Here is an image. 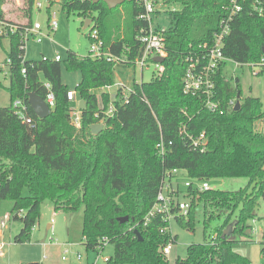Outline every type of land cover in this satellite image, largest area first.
<instances>
[{
    "label": "trees",
    "instance_id": "1",
    "mask_svg": "<svg viewBox=\"0 0 264 264\" xmlns=\"http://www.w3.org/2000/svg\"><path fill=\"white\" fill-rule=\"evenodd\" d=\"M227 1L169 0L181 9L168 12L171 27L164 32V72L154 74L148 83H135L127 104L118 94L115 113L105 120L104 129L97 135L90 130L100 122L97 115L101 113L102 117L97 91L115 83L117 65L68 52L65 65L82 74L78 90L85 107L81 110V128L76 129L69 118L71 95L61 81L62 62L25 60L34 0L26 1L23 24L8 21L1 14L0 23L15 28L14 33L7 30L8 35L0 34V40L9 38L11 45L7 53L11 105L0 108V200L13 202L10 220L22 224L15 243L30 241L41 217V206L49 200L55 211L75 212L83 207V244L93 251L106 239L114 247L108 264H169L162 248L176 243L177 238L163 231L168 224L161 217L151 219L146 226L145 217L157 202L166 172L178 169L192 181L245 178L249 183L238 191L187 189V196H191L189 216L176 215V220L192 231L200 208L204 242L188 246L187 257L174 264H252L237 246L249 243V222L258 216L260 202L264 201V132L254 126L264 119V104L259 98H244L239 80L232 84L221 70L217 93L222 106L227 107L240 95L241 109L212 114L203 109L198 97L183 93L182 83L186 57L211 43ZM60 4L64 14H79L83 24L91 19L110 52L125 58V65H133L141 52L137 36L147 26L138 19L143 10L137 0H126L113 10L103 2L93 4L90 0H61ZM224 53L241 65L261 61L264 18L247 13L237 18ZM45 83L50 84L56 100L51 114L40 119L28 101L30 93L46 99ZM16 100L26 105L31 123L16 115L12 107ZM109 101V95L103 94L105 108ZM182 124L193 136L206 133V151L192 150L180 137ZM161 137L167 145L164 157L156 149ZM220 213H224L223 218ZM124 217L129 220L121 223L119 219ZM216 220L220 223L212 228ZM234 222L233 240L223 238Z\"/></svg>",
    "mask_w": 264,
    "mask_h": 264
},
{
    "label": "rangeland",
    "instance_id": "2",
    "mask_svg": "<svg viewBox=\"0 0 264 264\" xmlns=\"http://www.w3.org/2000/svg\"><path fill=\"white\" fill-rule=\"evenodd\" d=\"M27 0H0V18L4 13V18L14 23H25V11ZM61 0H34L31 21L32 24H39L40 30L35 33H29L25 42V60L38 61L42 58L55 60L56 56L61 57L62 73L61 81L71 95V109L78 110L81 98L78 86L82 80V74L79 70H71L65 65L68 52L74 51L81 57L90 56L91 38L90 28L84 29L83 19L77 13L69 15L64 14ZM37 4L41 8H37ZM181 5H167L160 8L161 16L153 19L154 27L159 26L160 30H167L171 27V20L168 11L180 10ZM56 15L58 27L56 30L51 28V18ZM50 17V21H49ZM9 24L2 22V29L7 31ZM8 28V29H6ZM5 35V34H3ZM10 39L4 38L0 40V67L5 72L0 73V108H6L11 105V94L8 91L10 85L9 70L7 64V53L10 51ZM153 59V58H152ZM147 67L143 73L139 67L122 66L115 70V83L110 89L99 90L97 95L104 93L115 96L118 93V85L123 84L128 89H132L135 83H148L156 73V67L153 60L147 62ZM225 73L227 78L236 84L239 80L242 96H252L259 98L264 104V74L255 76L251 69L247 66H238L234 61L227 62ZM255 129L264 132V119L257 120L254 123ZM185 171H179L177 182L180 189L185 193L181 199L191 201V196H187V189L184 184L191 182ZM194 182V181H192ZM210 189L221 191H238L245 188L249 180L242 179H226L208 181ZM27 194V190L24 192ZM13 202L10 199L0 200V220L5 215H12ZM83 207L78 208L75 212L55 211L51 201L43 202L41 206V217L39 223L31 231L30 241L26 243H15L14 237L22 228L20 221L10 220L6 229L0 228V244H6L3 253H0V264H88L93 263L98 254L87 250L83 244ZM196 220L194 230L188 231L177 220L171 222V234L177 238L176 243H172V250L168 255L169 264H174L177 259H185L187 257V248L193 244H202L204 242L203 214L200 208L196 211ZM222 218L224 213H220ZM257 217L264 216V201L260 202ZM13 216V215H12ZM220 223L212 222V228ZM54 224L52 229L48 230V225ZM249 225L257 230L251 233L249 230V243L239 244L237 250L242 255L248 256L252 264H264L260 250L261 244L260 233L262 224L258 220L255 224L250 221ZM67 251V254H65ZM83 255L80 261L77 259L78 254ZM114 255L113 245L108 244L102 251L103 258L99 264H107L104 258H112ZM66 260H63V257Z\"/></svg>",
    "mask_w": 264,
    "mask_h": 264
},
{
    "label": "built area",
    "instance_id": "3",
    "mask_svg": "<svg viewBox=\"0 0 264 264\" xmlns=\"http://www.w3.org/2000/svg\"><path fill=\"white\" fill-rule=\"evenodd\" d=\"M137 5L142 8L143 12L138 17L139 20H142L146 23V28L139 32L137 36V40L141 45V52L137 59L134 61L133 66L139 67L141 72L143 73L144 69L147 67V62L149 60H153L156 67L157 75H160L164 72V67L162 64L155 62L154 59L157 57L166 58L167 54L165 51V39L164 32L165 29L160 30L159 26L154 27L153 19L161 16L160 8H165L167 5H176L170 4L169 0H137ZM37 8L40 9L41 5L37 4ZM176 11V10H172ZM169 12V11H168ZM244 13L264 18V0H228L227 3L222 6V20L220 21V28L214 34L213 40L210 44H206L196 51L195 53H190L186 57V71L183 76V93L189 96L198 97L201 101L203 109L212 113V114H220L223 115L226 112H231L235 109L237 99H231L227 107H223L220 101V97L217 93V78L219 72L222 70L223 74L225 73L227 62H233L229 58L226 57L224 53L225 41L230 35L231 25L232 23L242 16ZM2 26V23H0ZM58 27L56 15L51 18V28L52 30H56ZM40 25L35 24L30 30H27V35L29 33H35L40 30ZM90 38H91V46L90 53L93 59H105L107 62L115 63L116 65H125L127 62L125 58L113 55L109 48H107L102 40L98 29L94 28L93 21L92 25H90ZM0 27V34H7L8 31L11 33L15 32L14 27H10L8 31H4ZM153 58V59H152ZM55 61L61 62V57L56 56ZM236 63V62H235ZM7 64H10V61H7ZM238 66H247L251 69L252 73L258 76L261 72L264 71V57L261 61L257 63H248V64H238ZM126 66V65H125ZM4 68L0 67V73H3ZM23 75H26V70H22ZM7 74V72H5ZM225 75V74H224ZM44 87L48 90V94L46 96V103L52 109L55 105V95L51 90V86L49 83H45ZM111 86H106L102 90L110 89ZM133 91L132 89H128L125 85H118V93L115 96H110L109 94V104L107 108L103 106L102 95L99 98V103L101 105L102 117H100L101 113L97 115L100 122L98 124L104 125V122L107 118L113 116L116 111V99L118 94L121 95V99L123 104H127L129 102V96ZM106 94V93H104ZM12 107L16 113V115L24 122L31 123V120L28 119L27 116V107L22 100H16ZM69 118L71 124L76 128H81L82 115L81 109L79 106L78 110H70ZM187 125L182 124L179 128V135L187 143L190 145L191 149L194 151H206L208 148V139L206 133H202L199 136H193L189 134L186 129ZM172 144V143H169ZM166 143L161 137L159 143L156 146V149L161 157H164L167 153ZM180 170L174 169L172 171H167L165 174V178L163 179L160 191L157 196V202L153 206V208L148 212L145 217V226L148 225L151 219L155 217H161L162 220L168 224V227L165 228L166 232L171 233V222L176 220V215H180L184 218L189 216L191 210V201L189 199L184 201L181 199L182 196H185V193L180 189V186L177 182L178 173ZM186 189L194 188L199 192L207 191L210 189L208 181H194V182H186L184 184ZM23 212L21 211L20 215ZM10 220V215H5L3 220H0V227L5 228L8 221ZM260 221L262 224V229L258 230L260 233V244L261 250L260 253L264 258V216L256 217L252 220L255 224L257 221ZM162 231V232H163ZM257 230L251 227V233H256ZM108 245V241L103 239L101 244L93 250L92 252H96L98 254L96 260L93 263L88 264H99V261L103 258L102 251ZM172 250V243H168L165 247L162 248V253L166 257L170 254ZM0 253L1 249H0ZM67 254V251H65ZM78 260L83 259V255L81 253L77 256ZM63 260H66V257H63ZM104 261L108 264L110 262V258H104Z\"/></svg>",
    "mask_w": 264,
    "mask_h": 264
},
{
    "label": "water",
    "instance_id": "4",
    "mask_svg": "<svg viewBox=\"0 0 264 264\" xmlns=\"http://www.w3.org/2000/svg\"><path fill=\"white\" fill-rule=\"evenodd\" d=\"M90 1L93 4H98L100 2H103L107 5V7L110 10L115 9V8L123 5L126 2V0H90ZM91 23H92L91 19L86 20L85 25H84V29L88 28ZM154 61L158 62L160 64H163V62L165 61V58L157 57L154 59ZM28 102H29L31 108L33 109L34 113L37 115L38 118L44 119L51 114L50 107L48 106L46 101L43 98H41L39 95H37L35 93H30ZM84 107H85V103L83 100H81L80 109L82 110V109H84ZM240 109H241L240 95H238L237 103H236L234 110L239 111ZM103 129H104V126L101 124H95V125L91 126V128H90L91 133L93 135L99 134ZM128 220H129L128 217H124V218L119 219V221L121 223H126V222H128ZM236 224L237 223L234 222L227 227V229L223 233V238L230 237V240H233L232 233H233V229L236 226ZM135 234L137 235L138 239L140 241H142V237H141L140 233L138 231H136ZM32 264H37V263H32Z\"/></svg>",
    "mask_w": 264,
    "mask_h": 264
},
{
    "label": "crops",
    "instance_id": "5",
    "mask_svg": "<svg viewBox=\"0 0 264 264\" xmlns=\"http://www.w3.org/2000/svg\"><path fill=\"white\" fill-rule=\"evenodd\" d=\"M7 20H9V18H8ZM87 20H88V19H87ZM19 24H22V23H19ZM84 25H85V22H84V24H83V27H84ZM90 25H92V23H91ZM89 27H90V26H89ZM89 27H88V28H89ZM86 29H87V28H86ZM73 52H74V51H73ZM122 66H123V65H117L116 68H117V67H122ZM115 70H116V69H115ZM224 74H225V76H226V73H224ZM255 76H256V75H255ZM258 76H261V73H260ZM226 77H227V76H226ZM227 79H228V78H227ZM237 80H238V79H237ZM237 80H236V81H237ZM236 81H235V82H236ZM98 96H99V95H98ZM99 97H101V95H100ZM9 221H10V220H9ZM9 221H8V222H9ZM7 224H8V223H7ZM53 225H54V224H49V225H48V230H49V229H52V228H53ZM0 228H1V227H0ZM6 228H7V225H6L5 228H2V229H6ZM5 246H6V244H4V243H1V244H0V249H1V252H2V253H3L2 250H3V248H5ZM88 263H89V262H88Z\"/></svg>",
    "mask_w": 264,
    "mask_h": 264
}]
</instances>
